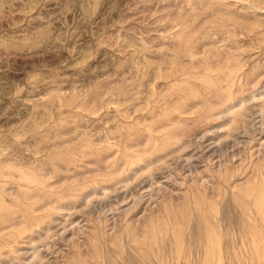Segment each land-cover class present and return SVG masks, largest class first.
<instances>
[{"label": "rangeland", "instance_id": "1", "mask_svg": "<svg viewBox=\"0 0 264 264\" xmlns=\"http://www.w3.org/2000/svg\"><path fill=\"white\" fill-rule=\"evenodd\" d=\"M0 264H264V0H0Z\"/></svg>", "mask_w": 264, "mask_h": 264}, {"label": "bare ground", "instance_id": "2", "mask_svg": "<svg viewBox=\"0 0 264 264\" xmlns=\"http://www.w3.org/2000/svg\"><path fill=\"white\" fill-rule=\"evenodd\" d=\"M211 151H213V149Z\"/></svg>", "mask_w": 264, "mask_h": 264}]
</instances>
